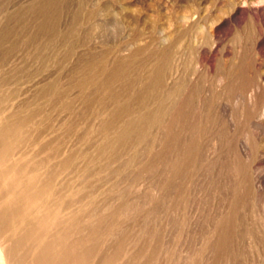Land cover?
Wrapping results in <instances>:
<instances>
[{
  "label": "rangeland",
  "instance_id": "374dc122",
  "mask_svg": "<svg viewBox=\"0 0 264 264\" xmlns=\"http://www.w3.org/2000/svg\"><path fill=\"white\" fill-rule=\"evenodd\" d=\"M34 1L0 0V26ZM79 1L59 21L69 42L44 48L48 35L12 36L0 48V76L10 77L2 91L17 92L1 116L40 109L13 159L27 164L23 179L52 177L58 213L43 240H58L81 264H264V0H83L72 28ZM39 50L48 59L35 58ZM92 68L102 77L87 82ZM158 69L163 82L152 87ZM56 79L54 103L41 89ZM96 95L107 99L91 102ZM161 105L163 122L103 152L115 128ZM187 148L192 162L175 173ZM42 208L23 201L22 226L40 225ZM7 233L0 229V264H38L34 248L14 252Z\"/></svg>",
  "mask_w": 264,
  "mask_h": 264
},
{
  "label": "bare ground",
  "instance_id": "6f19581e",
  "mask_svg": "<svg viewBox=\"0 0 264 264\" xmlns=\"http://www.w3.org/2000/svg\"><path fill=\"white\" fill-rule=\"evenodd\" d=\"M68 3H69V0H35L34 2L30 3L29 5H27L25 7H20L17 10H15L14 12L8 14V16L6 18V22H4L0 26V48L2 47L3 43L5 41H7L12 36H17L20 38L22 36H24V37H27V41L33 42L35 40H38L41 36L48 35V38H50V40H49V42L47 41L48 42L46 44L47 46L44 45V48L48 47L52 43H55L56 38H59V40H58L59 42H63V43L69 42V40H70L69 38H71L70 37L71 33L68 32L66 34H61L60 30H59V21H60L62 14H63L64 7ZM78 5H79V7H78L77 11L74 13L73 20L71 22L72 28H74L76 23L84 16L85 10H84L83 0H80ZM87 14L89 15V13H87ZM12 22H15L16 26H11ZM32 27H34V31L32 34L29 35V32L32 29ZM8 43H10V42H8ZM17 49H18V42H17V40H15L11 44V46L8 49H6L7 56L12 55L14 52L17 51ZM73 50H74V44L71 42V44L68 46V49L65 53L68 56L73 52ZM2 51H4V50H2ZM47 57L48 56L43 54V52L41 50H39L35 54V58H38L42 61H44ZM53 57H55V56H53ZM70 58H71V55H70ZM6 63L7 62L5 59L0 58V68L1 67L5 68L6 66H4V65ZM19 66H21V65H19ZM9 67H11V66H9ZM20 68H22V67H20ZM13 70H15V69H13ZM159 70L160 69H158L157 73H155L154 76H152L153 77L151 80V86L152 87L160 85L163 82V79H162L163 77L160 75ZM99 72H100L99 77H102V72L99 69H96V68L93 69L92 68L90 75H89V77H87L88 79H86V81L87 82H91V81L93 82L94 76L98 75ZM13 74H14V72H13ZM4 75L0 76V229L3 232L6 231L8 233H11L10 235L13 238H15V247L14 248L16 251L13 250L14 252H17L18 250H23V248L25 249V246H32L34 248V252L36 255L35 261H37L38 264H53V263H55V264H81L83 259H78L80 261H78L77 263H74L73 260H77V258L75 256H73V254L70 253L69 250L63 249L62 247H60L61 244H59L58 240H51V241H47V242H45L43 240L42 232H44L45 228H47L46 226L49 224L51 217H54L55 214L58 213L57 204L54 205L48 201L49 196L51 194V191L53 190L52 189L53 188L52 177H50L46 180L44 179V181L40 180L38 177H35V178L29 177L27 179H25V178L23 179V178H21L20 174H22L25 171L27 164L26 165L25 164L20 165L19 162L17 163L13 159L15 151L21 145L27 144L32 139L31 133L27 130V128H28V126L31 125V123L33 122V120L37 116V113L40 109L31 111L28 113L23 112L25 114H22L21 113L22 111L19 112V110H18V112H11L5 116H1L2 113H4V111L6 110V108H8L7 105L11 102L12 99L15 98L16 93H17V92H11L9 94L3 93V91H2L3 86L5 84H8V82L10 81V77L4 76ZM231 75L234 78L235 74H231ZM87 82H85L86 85H87ZM97 82L99 83L96 86V87H98V90H100V89L108 90L109 83L104 82L103 80H97ZM88 84H90V83H88ZM90 85H92V84H90ZM231 85H232V83H231ZM86 88H88V87H86ZM61 93H62V90L59 87V80H57V79L54 80L53 82L49 83V84H46L41 89V94H43L45 97L50 96L52 98L51 101H53L54 103L56 102V100H58L62 97ZM88 95H90V94H88ZM105 96H100V95L97 96L96 95L94 98H92L91 102L96 101V102H101L103 104L105 102V100L107 99V97L105 98ZM30 106H31V104H30ZM51 106H52V104H51ZM182 106H183L182 104H179L176 107L175 112H174L176 115H180L182 113ZM164 108L165 107H162V105H161L157 110L152 111V112H148L145 115H141L138 120H135L134 123L126 124L125 127L124 128L122 127V129H120V130H118V128H115L113 137L111 139H109L108 142H106L107 144H105L103 146V148H101L103 150V152L114 151L118 147L123 146V145H127L130 142H132L134 140L135 136L142 133L148 125H150L156 121L162 120L163 115L165 116ZM122 109L128 110V107L124 106L122 108H116V110H115V116L116 117H117L116 114H118L119 110L121 111ZM39 114H40V112H39ZM40 117H41V115H40ZM40 117L37 116V118H39V120L41 119ZM39 120H38V122H39ZM161 122H163V121H161ZM36 124H37V122H36ZM45 125H46V123H45ZM114 125H115V122L113 121L111 126H114ZM107 128H108V125H107ZM36 130H37V128H36ZM40 138H41V136H40ZM53 139L55 140V138H53ZM170 140H168V141H170ZM40 144H42V143H40ZM49 145L51 147L53 144L49 143ZM44 147H46V146H44ZM39 151H41V150H39ZM193 155H194V153H193L192 149L187 148L185 150L182 158L178 162L175 161L176 164H174L175 165L174 172L178 173L182 169H185L186 167L188 168V166L191 164L192 159L194 157ZM71 160L72 159H70V158H65L64 160H62L63 162H62L61 166L66 167L71 162ZM24 161L26 162V160H24ZM28 170H29V168H28ZM63 187L65 188V186H63ZM23 201H26V203L28 202L30 205H39L40 204L43 207L42 210H40V212L38 214V218H39V221L41 223L40 225L34 226L33 224H26L25 226H22L23 222L25 221L23 219V217L21 216V213H20V208H21V204ZM32 208H34V207H32ZM30 214H31V212H30ZM69 228L67 227V229H69ZM49 229H50V227H49ZM82 230H85V229H82ZM58 232H59V230H58ZM70 234H71V232H70ZM75 234H76V232H75ZM59 236H62V234H60ZM88 238H90V237H88ZM63 239H64V237H63ZM90 240H91V238H90ZM8 245H10V244H8ZM61 248L63 249V251ZM74 255H75V253H74ZM19 257H20V255H19ZM92 261H93V259H92Z\"/></svg>",
  "mask_w": 264,
  "mask_h": 264
}]
</instances>
